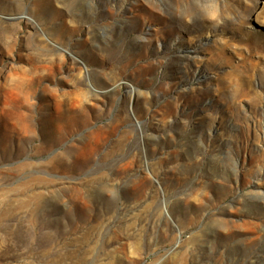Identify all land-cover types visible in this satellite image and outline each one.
Here are the masks:
<instances>
[{
    "label": "rangeland",
    "instance_id": "rangeland-1",
    "mask_svg": "<svg viewBox=\"0 0 264 264\" xmlns=\"http://www.w3.org/2000/svg\"><path fill=\"white\" fill-rule=\"evenodd\" d=\"M0 264H264V0H0Z\"/></svg>",
    "mask_w": 264,
    "mask_h": 264
}]
</instances>
